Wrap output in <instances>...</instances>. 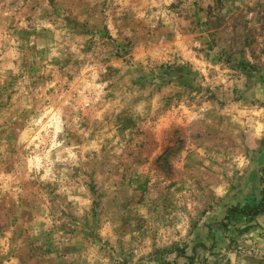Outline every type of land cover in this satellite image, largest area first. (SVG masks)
<instances>
[{
	"label": "rangeland",
	"instance_id": "rangeland-1",
	"mask_svg": "<svg viewBox=\"0 0 264 264\" xmlns=\"http://www.w3.org/2000/svg\"><path fill=\"white\" fill-rule=\"evenodd\" d=\"M0 264H264V0H0Z\"/></svg>",
	"mask_w": 264,
	"mask_h": 264
}]
</instances>
